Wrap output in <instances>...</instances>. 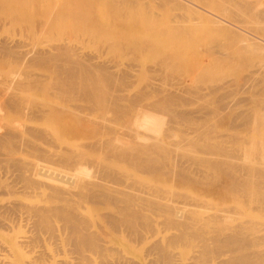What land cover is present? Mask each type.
<instances>
[{
	"label": "bare ground",
	"instance_id": "1",
	"mask_svg": "<svg viewBox=\"0 0 264 264\" xmlns=\"http://www.w3.org/2000/svg\"><path fill=\"white\" fill-rule=\"evenodd\" d=\"M163 1L173 3L174 0ZM178 3L175 4L176 7ZM191 4L189 2V7ZM179 5V9L183 7ZM204 12L201 11L200 15L206 17L207 22L213 26H221L226 33L239 37L237 40L233 37L236 42L242 40L247 44H257L263 48L260 50H264V39L260 40L256 35H244L245 32L243 34L240 27L238 30L234 23H228L229 20L226 22L218 14L212 12L213 15H207L208 13ZM207 22L206 24L210 25ZM62 48L55 47L49 51L32 50L29 53L21 50L19 44L12 39H0V55L15 58L17 65L24 62L51 61L55 68L54 76L50 77V83L47 85V88L51 87L54 92L50 101H39L38 85L43 82L39 76L25 82L19 79L22 76L20 73L15 75L19 76L18 78L9 79L10 77L2 76L0 80V85L5 86L4 90H0V114L10 112L17 118L32 122L17 129L7 123L5 126L0 120V264H264V150H257L261 148V145L258 148L257 144L263 143L262 140L254 139L258 143L254 141L249 144L250 151L245 153L238 149L241 146L239 141L243 138L239 134L234 136L241 138L233 136L237 140L230 139L231 143L225 140L220 143L214 141L216 144H212L213 141H209V131H206L209 136L205 135L206 132H199L201 117L195 123L197 134L193 132L194 136L192 134L190 137L189 133L190 138L187 133H183L187 137L177 135L179 132H176V127L190 124V121L186 120L193 112L185 108L181 111L170 109L169 106L172 107L178 100H175L178 94L172 95L176 92L169 91L170 93L161 97L158 94L155 102L144 106L139 105L140 100H137L136 95L134 97L137 102H133L134 98L132 101L130 99L129 108L142 111L143 116H128L129 108L122 101L128 100L129 97L125 96L126 93L123 94L124 87L111 91L112 87L109 86L116 81L111 78V74H107L109 71L100 73L98 76H101L95 82V76L89 74L92 69L89 68V71L87 68L92 65H89V62L88 65L84 64L85 60L84 63L76 62L79 59L74 60V63L69 57L70 54L66 55L67 52L65 54ZM261 72L259 75H264V70ZM255 81L259 82L257 79ZM99 82L104 87L98 85ZM24 87L32 90L25 99L21 94ZM71 110H75V113L71 114L76 123L75 135L79 130L95 125L97 131L104 129L105 137L78 148L74 144L70 147L59 145V138L54 133L57 129L55 125L61 121L63 112ZM95 110L99 112L95 117H91ZM243 112L245 115L249 113L244 110L239 112L237 117L242 116ZM110 113L119 120L114 122ZM197 115L194 114L193 117ZM245 115L242 119L239 118L242 124L250 123ZM257 117L258 115L255 118ZM111 122L113 124H110ZM192 123L191 127L194 126ZM254 123L251 124H254L256 129L264 127V118L254 120ZM234 126L237 128L238 123ZM170 138L174 139L171 141ZM244 143L246 144H242ZM156 144H160L159 149ZM151 145L153 150L154 146L158 151L160 148L166 149L165 151L170 149L174 151V155L170 161L168 159L167 164L163 159H159L163 164L156 163L157 160L153 161L155 165L148 164L145 151L147 153ZM249 148L246 147L247 150ZM199 152L203 155H199ZM188 154L192 156L186 158ZM169 156H172L171 153ZM166 166L169 170H166ZM132 168L138 172H134ZM158 168H165L168 172L178 170L175 173L176 178L186 175L182 180L194 186L189 191L190 194L193 192V200L183 199L181 205L176 206L166 204V200L164 205L155 208L160 214H155L156 218L152 215V218L146 212L151 208L152 202L149 200L154 197H148L146 191L151 192L154 189H145L144 180L141 178L144 177V171H158ZM130 169L135 174H132ZM154 171L151 174L155 173ZM130 174L138 175L137 179L129 181L130 176L132 177ZM161 176L163 175L159 177ZM178 178L176 180L180 179ZM176 182H173V185L181 184ZM156 191L154 192L157 193ZM148 194L154 195L153 191ZM191 202L192 207L193 202H196V209L200 207V210L190 207ZM160 203L162 202L159 200L158 204ZM153 209L150 211H154ZM158 224L165 225L161 226L167 228L166 230H172L168 233L165 230L163 236L164 232L149 243L147 240L151 239H148L147 234L152 238V228L158 227ZM157 227L154 228L155 231L162 229ZM22 228L21 234L9 235V232ZM154 235L157 237L155 233ZM47 237L60 245L47 248ZM110 237L117 241L109 244Z\"/></svg>",
	"mask_w": 264,
	"mask_h": 264
},
{
	"label": "rangeland",
	"instance_id": "2",
	"mask_svg": "<svg viewBox=\"0 0 264 264\" xmlns=\"http://www.w3.org/2000/svg\"><path fill=\"white\" fill-rule=\"evenodd\" d=\"M183 1L184 0H174L173 3H167L163 0H0V39H8L9 41L12 39V41H16L19 44L21 50L29 53H31L32 50L49 51L55 47H65V49H62L65 54L67 52L66 55L70 54L69 57L74 63L79 59L80 61L78 60L76 62L84 63L85 60L86 63L84 64L88 65L89 62V65H92L87 68L92 69H89V71H92H90L89 74L92 73L95 76L94 77L92 75L95 78V82L98 80V77L101 76H98L100 73H106L109 71L107 74H111V78L113 77L112 79L116 82L112 83L111 86H106L112 87L111 91L115 88L124 87V92H122L123 94L126 93L127 95L125 96L129 97V99L122 101V103L128 108L130 107L129 105L131 104L132 98L135 99L133 102L140 100L139 105L144 106L147 103H151L153 101L155 102L156 99H158V94L161 97L164 94L167 95L170 92H176L172 95L174 96L178 94V96H175L177 97L175 100H178H174L175 104L171 101L170 104L173 105L172 107L169 106L170 109H180L176 111H181L185 108L186 110H190V112L192 111L194 114L199 115H197V117H193L194 114L192 113L193 115L191 114V116L187 117L186 120L190 121V124L186 123L185 125L183 123L184 125H179L180 127L177 125L178 127H176V132H179L177 135L179 134L180 136H185L184 134L187 133L189 137L190 133L191 137L193 132L194 134L195 132L197 134L198 130L195 129L197 124L195 123L198 121V118L201 117L199 118V122L205 126L199 123V132L201 131V133H205L206 131H209L211 134L209 141H213L212 144L225 142V140L230 141V139L236 141L239 138L236 136L239 134V136L243 137V142H246L244 145L242 144V140H238L239 144H241L238 149H241L243 153L250 151L249 144L256 141L254 139H257V141L262 140L261 142L263 143H258L256 141V143H258V148L260 147L259 145H261V148L257 150H264L262 147L264 146V127L256 129L257 127L253 126L255 124L254 120L257 121L261 119V117L264 118V114H261L264 113V82L262 81L264 80V75L261 74L263 78H260L261 75H259V72L262 73L263 71L261 72V70H264V68H262V66H264V64H262L264 62V50H260L262 47L259 45L257 46V44H247L242 40H238L236 42L239 37L226 33V31H223V28H220L221 26L219 27L214 25V27L213 24L207 22L208 19L205 20L206 17L200 15L201 11H205L206 14L208 13L207 15L218 14L220 17L225 19L226 22L229 20L228 23H234V26H236L237 29L240 27V29L243 30H241L242 33L244 34L245 32L244 35L247 34V36L250 35V37L251 35H256L257 38L260 37L259 39L262 40L264 39V0ZM189 2L194 4V6L191 4L189 7ZM176 3H178L177 7L175 6ZM186 3H188V6H186ZM178 5L180 7L183 5V7L179 9ZM179 10L181 11L178 12ZM196 10H198L199 13L196 12ZM206 22L211 26L207 25ZM180 23L182 24L180 25ZM230 37H232L231 41ZM233 37H235L236 40H234ZM252 45L256 46L254 47ZM66 47L68 48L66 49ZM222 51H224L223 54ZM4 57H0V80L2 79V76H5L6 78L10 77L9 79L18 78L19 76L17 77L15 75H19L20 73L22 76H20L19 79L25 82L27 80H31L34 76H39L43 81L38 85L39 91L37 93L39 95V101H50L53 99L54 92L52 88H47V85L50 83V77L54 76L53 70H55L51 61L47 63L24 62L17 65V62L14 61L15 58ZM4 59L5 62H3ZM256 61L258 63H256ZM8 62L10 64H8ZM103 65L106 67L104 68ZM107 68L108 70H106ZM255 68L258 69L255 70ZM88 69H85V71ZM94 78L92 80H94ZM255 78L259 80V82L255 81ZM260 81L262 83H260ZM89 82H91V80ZM98 85L104 87V85L100 82ZM4 89L5 86L0 85V90L2 91ZM31 93L32 90H30L29 87H24L21 92L22 98H27ZM136 95L137 100L134 97ZM256 99L260 100L257 101ZM244 110L246 113L249 112L247 115L243 112V115L245 116H248L250 113L253 114V112L256 113L250 115L251 118L248 116L250 119L246 117L250 123L244 124L245 122H243V125L239 121V118L242 119L243 115L240 117L237 116L239 112ZM98 112V110H95L91 117H95ZM129 112L128 116H133L135 118H141L143 116V112L140 110L135 111L134 109L132 110L129 108ZM63 113L64 116H61V121L55 125V128L57 129L54 132L59 138V141H57L59 145H62L63 147H70L74 144L78 148L83 146L85 143L105 137L104 129L97 131V127L95 125L93 127H86L79 130L78 134L75 135L74 131L76 123L74 118L71 116V114L75 113V110ZM204 113L205 115L207 113L206 116L204 115L205 117L203 116ZM256 115H258L257 118H255ZM110 116L114 117V122L119 120L112 113H110ZM235 116L237 118H235ZM0 120L3 124L7 123L9 126L17 129H21L23 124L32 123L26 122L22 118H17L16 115L11 114L10 112L9 114L1 113ZM192 122L194 123V126ZM35 123L39 124L42 122ZM191 123L193 127L190 126ZM236 123H238L237 128L234 126ZM110 124H113V122ZM253 127L256 128L253 129ZM94 129H96V131H94ZM235 134L236 136H234ZM187 135L185 137H187ZM205 135H207V132ZM207 136H209V134ZM229 136H234L237 139H234V137L230 138ZM189 138H187V140ZM173 139H171V141ZM214 141L216 143H214ZM231 142L232 140L230 143ZM156 145L157 148L160 147V144ZM247 146L249 148L248 150L246 149ZM152 147V145L149 147V151L147 150L148 148H145V150H147V153L145 151V160L148 161V164L150 163L155 165L156 163H161L163 160V162L166 161L165 164H167L168 159L170 161L171 157L174 155V151L170 149H167V151H169L167 154V151H165L166 149L164 148H160L158 151L156 146H154V150ZM257 147L255 146V148ZM189 151H191L190 148ZM170 153L172 156H169ZM158 154L161 157L164 154L165 157L158 158L160 157ZM201 154L202 152H199V155ZM191 156L192 155L188 154L186 158ZM159 159L163 160L160 161ZM154 160H157L158 162L156 161L154 164ZM163 162L161 164H163ZM189 162L192 163L191 161ZM165 168H158V171L152 170L158 174H151V170L144 171L142 175L145 179L141 175L143 177L141 179L144 180V188L148 189V191L149 188L154 189L151 190V192L146 191L148 197H154L152 200H149L147 195L145 196L146 199L152 202L151 208H154H152L154 211H150L152 210L150 208L149 211L151 214L149 211L146 212V214H149V217H152V215L154 217L155 214L159 215L160 212L158 209L155 210V208L162 206V204L164 205L166 200V204L171 203L176 206V204L181 205L184 200L190 201V198L193 195V192L190 194L189 191L194 186H192L191 183L188 184V181L186 182L184 180L185 177H187L186 175L185 177H179L180 179L177 177L179 180H176L177 174L175 175V173L178 170L168 172L166 170H169V168L167 167L168 169L166 168V170ZM132 170L134 172H138V170L136 171L133 168ZM133 171H131V173L135 174ZM182 172L185 173L184 171ZM183 173L182 175L184 176ZM180 174L178 172L179 176H181ZM138 175H132V177L130 176L129 181H135ZM160 175L163 176L159 177ZM172 176H174L175 179H173ZM182 178H184V181ZM175 180L181 184L173 185V182H176ZM147 181L150 183H147ZM152 186H154V188ZM157 187L161 188L158 189ZM179 187L181 189H179ZM176 189L179 191L182 190V192H177ZM155 190H157V193L154 192ZM163 190L165 192L169 191L168 193H163L161 192ZM152 191L154 195L152 194V196H150L151 194L149 195L148 193H152ZM158 192L162 197L160 195L158 196ZM188 195L189 197H187ZM182 196L185 198H182ZM159 200L162 203L158 204ZM191 200L193 199L191 198ZM195 203L193 202L194 206L192 207L191 202L190 207L196 209L197 206ZM154 218H156V216ZM161 225L158 224V227H162ZM156 227L157 226L154 228L156 229ZM154 228H152L154 232L149 231L154 239L150 238V235L147 234L148 239H151L147 240L148 242H152V240L155 241L162 232H164L162 233L163 236V234L172 230H166L167 228L162 227V229L160 228L161 230L157 229V231H155ZM21 232H23V228L9 232V235H17L21 234ZM154 233L157 237H155ZM113 238L115 237L113 236ZM113 238H109V244H113L117 241L112 240ZM146 243L147 242H145V244ZM58 245H60L59 242L56 243L47 237V248H55L58 247Z\"/></svg>",
	"mask_w": 264,
	"mask_h": 264
}]
</instances>
